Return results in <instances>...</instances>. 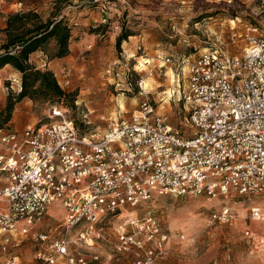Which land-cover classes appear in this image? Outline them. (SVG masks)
I'll return each mask as SVG.
<instances>
[{
	"label": "built area",
	"instance_id": "2783aa9c",
	"mask_svg": "<svg viewBox=\"0 0 264 264\" xmlns=\"http://www.w3.org/2000/svg\"><path fill=\"white\" fill-rule=\"evenodd\" d=\"M246 39L242 56L211 48L181 60L173 72L177 85L165 93L188 114L183 130L156 112L144 81L141 109L131 120L111 118L101 135L81 134L59 108L50 116L59 122L22 132L0 129V264H21L16 251L55 203L65 211L64 232L35 235L42 242L52 238L50 254H40L46 263L99 261L75 255L73 247H95L115 225L118 264H158L171 234L151 211L140 210L155 195L215 200L264 194V37L250 29ZM250 212L253 220L264 218L261 207ZM235 217L227 206L212 214L223 224Z\"/></svg>",
	"mask_w": 264,
	"mask_h": 264
},
{
	"label": "rangeland",
	"instance_id": "374dc122",
	"mask_svg": "<svg viewBox=\"0 0 264 264\" xmlns=\"http://www.w3.org/2000/svg\"><path fill=\"white\" fill-rule=\"evenodd\" d=\"M109 2H115L114 18ZM99 3H103L102 11L106 8L104 17H110L107 24H101L102 38L93 37L97 30L79 21L83 17L80 11L85 7L94 10ZM13 4L16 6L9 10ZM28 11H37L43 20L71 12V44H78L86 36H91L92 42L66 63L50 59L55 52L54 45L50 46L47 60L59 63L54 74L60 86L75 96V103L66 100L52 105L24 99L14 106L12 119L4 126L18 132L61 121L50 118L53 108L58 107L81 134L101 135L111 118L131 120L141 109V81L151 90L149 100L156 112L170 126L183 130L188 114L183 104L170 100L165 93L177 85L173 72H177L181 60H194L211 48L227 56H242L250 29H258L264 37L263 0H72L58 4L57 0H5L0 3V21L7 20L11 13ZM125 34L129 35L127 40L118 46V39ZM167 57L172 63L164 65L161 58ZM148 60L154 67L152 75L151 66L145 65ZM109 69H113L111 74L107 73ZM19 88L17 76L4 68L0 72V113L17 97ZM224 206L233 208L236 220L231 224L213 222L212 214ZM255 206L264 211V194H234L215 200L155 195L140 210L151 211L171 234L167 255L158 264H264V220L252 219L250 211ZM49 209L50 217L38 224L16 251L21 264H48L40 254H50L52 238L42 242L35 235L63 233L65 214L59 203ZM114 228H106L105 239L93 248L73 247L75 255L81 253L90 259L99 256L100 260L91 264H118L123 257L116 253Z\"/></svg>",
	"mask_w": 264,
	"mask_h": 264
},
{
	"label": "trees",
	"instance_id": "16d2710c",
	"mask_svg": "<svg viewBox=\"0 0 264 264\" xmlns=\"http://www.w3.org/2000/svg\"><path fill=\"white\" fill-rule=\"evenodd\" d=\"M68 1L72 0H57V4ZM0 35V72L10 65L22 75L21 91L0 113V129L11 121L14 106L24 99L52 105L66 100L72 105L75 103V96L60 86L53 71L40 69L30 62L35 52L41 51L47 56L51 45L55 48L51 60L70 55L72 26L66 15L59 13L43 20L37 11L11 13ZM128 36L122 35L117 45L120 46Z\"/></svg>",
	"mask_w": 264,
	"mask_h": 264
},
{
	"label": "crops",
	"instance_id": "0c3cea01",
	"mask_svg": "<svg viewBox=\"0 0 264 264\" xmlns=\"http://www.w3.org/2000/svg\"><path fill=\"white\" fill-rule=\"evenodd\" d=\"M21 5V4H20ZM115 5V2H109V7L110 9L112 10V13L110 14L111 17H113V15H115L116 13L113 11L115 10L114 9V6ZM13 6H16L15 4H13L12 6H9V10H13ZM102 6H103V3H99L98 5H96V8H94V10H89L87 9V7H85L82 12L80 11V13L82 14V19H79L80 21V24L82 26H86V28L88 27H92L94 29H96V33L93 35V37H104L105 35L102 34V25H101V21L102 19L104 18V13L102 11ZM96 9V10H95ZM18 11V10H16ZM67 16V18H69V20H72L71 19V12H68L67 14H65ZM114 18V17H113ZM78 26V24H76ZM0 26L1 28H5L6 26V18L3 19V22L0 21ZM73 33V32H72ZM91 37V36H89ZM89 37H83L81 39V41L76 44V45H72L70 46V55L65 57V58H62L63 61L62 63H66L68 61H70L71 59H73V55L76 51H80L84 48V46L87 44V43H90L92 42V39L89 38ZM61 59V60H62ZM60 60V59H59ZM30 62L32 64H34L35 66H37L38 68L40 69H43V70H50V71H53L55 72V68L56 66L59 65V63H53L52 61H49L47 60V56L41 52V51H38V52H35L31 55L30 57ZM7 68V69H6ZM5 70L12 73L13 75L17 76V79H18V82H19V87H21V81H22V75L20 72L16 71L12 66L10 65H7L5 67Z\"/></svg>",
	"mask_w": 264,
	"mask_h": 264
},
{
	"label": "bare ground",
	"instance_id": "6f19581e",
	"mask_svg": "<svg viewBox=\"0 0 264 264\" xmlns=\"http://www.w3.org/2000/svg\"><path fill=\"white\" fill-rule=\"evenodd\" d=\"M167 101H169V100L167 99ZM124 215H134V213L133 212H130V211H126L124 213ZM262 220H264V218H262L260 221H262Z\"/></svg>",
	"mask_w": 264,
	"mask_h": 264
}]
</instances>
